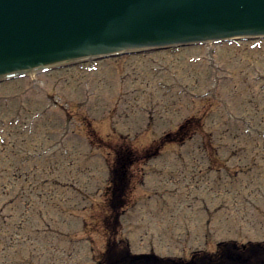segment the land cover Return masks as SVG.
Segmentation results:
<instances>
[{
    "label": "rangeland",
    "instance_id": "374dc122",
    "mask_svg": "<svg viewBox=\"0 0 264 264\" xmlns=\"http://www.w3.org/2000/svg\"><path fill=\"white\" fill-rule=\"evenodd\" d=\"M251 44L122 55L89 72L68 69L0 84V121L7 123L19 105L26 118H41L34 121V137L8 130L11 147L0 151V209L6 215L20 212L26 201L47 211L43 221L24 225L19 243H0V264H97L114 233L128 241L132 253L158 259L215 252L220 242L264 241V149L242 133L253 126L264 133V41L259 48ZM72 115L78 132L63 137ZM189 118L192 139L184 146L163 144L164 135ZM123 140L135 153L134 164L126 206L110 230L104 220L112 149ZM49 146L53 153L36 158H43L36 165L19 167L7 157ZM11 165L18 171L12 173ZM21 168L28 175L20 184L15 178ZM34 178L35 191L3 207L18 186L24 183L27 190ZM9 182L15 187L5 196ZM4 233L0 228V239Z\"/></svg>",
    "mask_w": 264,
    "mask_h": 264
},
{
    "label": "water",
    "instance_id": "95a60500",
    "mask_svg": "<svg viewBox=\"0 0 264 264\" xmlns=\"http://www.w3.org/2000/svg\"><path fill=\"white\" fill-rule=\"evenodd\" d=\"M264 37V0H0V81L95 57Z\"/></svg>",
    "mask_w": 264,
    "mask_h": 264
},
{
    "label": "trees",
    "instance_id": "16d2710c",
    "mask_svg": "<svg viewBox=\"0 0 264 264\" xmlns=\"http://www.w3.org/2000/svg\"><path fill=\"white\" fill-rule=\"evenodd\" d=\"M193 119L180 125L178 133L163 138V144L170 141H184L191 132ZM130 150L117 154L115 163L112 165L111 186L107 192V207L111 211L110 216L105 218L106 225L110 230L115 229L118 224L117 215L125 205V192L127 188L128 168L133 164ZM113 217V218H112ZM99 264H264V243L240 244L228 241L218 244L213 253L195 252L189 259L164 258L158 259L154 256L133 255L127 245H119L114 240L106 245L101 255Z\"/></svg>",
    "mask_w": 264,
    "mask_h": 264
},
{
    "label": "flooded vegetation",
    "instance_id": "af4514ba",
    "mask_svg": "<svg viewBox=\"0 0 264 264\" xmlns=\"http://www.w3.org/2000/svg\"><path fill=\"white\" fill-rule=\"evenodd\" d=\"M21 216H24V214H26V213H29V211H27V210H23V211H21Z\"/></svg>",
    "mask_w": 264,
    "mask_h": 264
}]
</instances>
